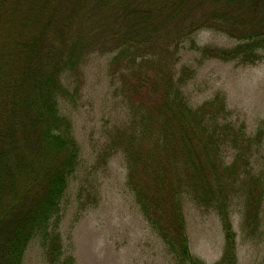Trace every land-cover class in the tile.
Instances as JSON below:
<instances>
[{
    "label": "trees",
    "instance_id": "trees-1",
    "mask_svg": "<svg viewBox=\"0 0 264 264\" xmlns=\"http://www.w3.org/2000/svg\"><path fill=\"white\" fill-rule=\"evenodd\" d=\"M203 28L238 42L201 46ZM187 48L199 62L256 64L264 0H0V264H23L37 235L49 264H61L59 215L80 145L60 100L95 52L111 54L114 94L127 112L109 151L124 154L127 184L176 264H208L191 250L186 202L219 218L225 244L213 264H239L232 212L242 205L245 237L261 228L263 132L249 134L222 92L190 104L196 68L182 61Z\"/></svg>",
    "mask_w": 264,
    "mask_h": 264
},
{
    "label": "rangeland",
    "instance_id": "rangeland-1",
    "mask_svg": "<svg viewBox=\"0 0 264 264\" xmlns=\"http://www.w3.org/2000/svg\"><path fill=\"white\" fill-rule=\"evenodd\" d=\"M196 40L201 46L230 47L238 42L212 28L199 30ZM110 59L109 53H91L81 80L73 78L71 95L60 100L61 112L71 119L80 145L79 165L70 177L59 215L61 264H176L127 184L124 154L109 151L110 132L127 118L126 107L114 94ZM182 61L196 68L186 86L192 106L222 92L234 118L245 122L249 134L262 129L256 162L264 170V56L250 65L214 58L199 62L198 53L187 48ZM77 83L80 87L75 92ZM184 210L192 252L208 264L215 263L225 244L217 214L193 202H186ZM241 215L242 205L237 202L232 217L239 264H264V214L261 228L248 238ZM23 264H49L39 235L29 242Z\"/></svg>",
    "mask_w": 264,
    "mask_h": 264
}]
</instances>
